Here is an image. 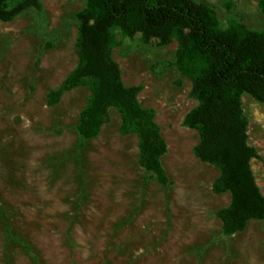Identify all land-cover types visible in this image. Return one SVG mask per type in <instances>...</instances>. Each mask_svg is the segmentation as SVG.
Instances as JSON below:
<instances>
[{
    "label": "rangeland",
    "instance_id": "374dc122",
    "mask_svg": "<svg viewBox=\"0 0 264 264\" xmlns=\"http://www.w3.org/2000/svg\"><path fill=\"white\" fill-rule=\"evenodd\" d=\"M193 1L210 7L216 29L264 26L251 16L264 18L252 0ZM38 2L40 9L0 22V264H264V221L226 233L221 213L230 194L214 190L220 170L196 158L199 132L183 124L199 106L191 96L201 67L195 55H183L177 38L161 45L113 34L123 85L139 89L137 102L152 113L166 146L168 182L161 185L146 177L139 138L122 135L116 109L97 137L81 140L88 84L49 106L48 95L78 65L79 18L88 3ZM240 104L264 196V105L247 94Z\"/></svg>",
    "mask_w": 264,
    "mask_h": 264
},
{
    "label": "trees",
    "instance_id": "16d2710c",
    "mask_svg": "<svg viewBox=\"0 0 264 264\" xmlns=\"http://www.w3.org/2000/svg\"><path fill=\"white\" fill-rule=\"evenodd\" d=\"M252 1L264 15V0ZM87 3V11L79 18L78 65L48 95L49 106L65 93L88 84L91 96L77 127L81 140L97 137L108 111L116 109L122 118V135L133 133L139 138L146 177L166 185L161 166L165 143L152 113L137 102L139 89L123 85L111 51L115 30L127 37L141 34L144 40L158 39L161 45L177 38L182 54H194L201 64L191 77V96L199 106L183 124L199 132L196 158L220 170L214 190L230 194V206L221 213L224 229L233 233L250 220L264 221V196L251 168V161L259 155L248 145V125L240 104L241 95L247 94L264 105V26L260 32H250L244 24H239L241 33L216 29L210 7L193 0ZM31 8L40 9L38 0H0V22H11Z\"/></svg>",
    "mask_w": 264,
    "mask_h": 264
},
{
    "label": "flooded vegetation",
    "instance_id": "af4514ba",
    "mask_svg": "<svg viewBox=\"0 0 264 264\" xmlns=\"http://www.w3.org/2000/svg\"><path fill=\"white\" fill-rule=\"evenodd\" d=\"M263 15V14H262ZM253 18H255V19H258L259 21H263L264 22V18H263V16H260V15H257V14H253V15H251Z\"/></svg>",
    "mask_w": 264,
    "mask_h": 264
}]
</instances>
